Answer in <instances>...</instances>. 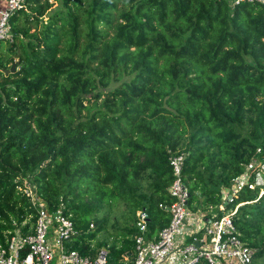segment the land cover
<instances>
[{"label":"trees","instance_id":"obj_1","mask_svg":"<svg viewBox=\"0 0 264 264\" xmlns=\"http://www.w3.org/2000/svg\"><path fill=\"white\" fill-rule=\"evenodd\" d=\"M11 24L0 53L1 244L37 219L27 181L71 215L72 248L105 247V264H126L139 210L150 236L170 223V158L184 154L190 209L211 218L240 205L250 264H264V185L224 195L264 163V2L26 0Z\"/></svg>","mask_w":264,"mask_h":264},{"label":"built area","instance_id":"obj_2","mask_svg":"<svg viewBox=\"0 0 264 264\" xmlns=\"http://www.w3.org/2000/svg\"><path fill=\"white\" fill-rule=\"evenodd\" d=\"M243 1L255 0H234L235 3ZM25 4L26 0H0V41H13L11 18ZM184 162V154H175L170 158L174 178L168 190L173 202L161 205L171 214L170 223L158 234L150 236L148 212L139 210L135 249L127 255L126 264H165L178 250L182 256L179 264H199L203 260L209 264H250L255 249L243 240L236 229L234 216L239 206L223 215L213 213L211 218H207L204 212L192 211L189 207L191 194L183 180ZM253 167L257 168L253 179L245 173L234 180L237 185L227 202L245 187L254 189L264 185V163L259 162ZM23 190L32 199L38 216L27 232L16 229L7 236L5 244L0 243V264H52L56 253L60 264L107 262L105 247L85 254L71 247L74 237L81 233L71 215H65L62 209L50 210L26 181ZM94 226L91 225L92 228ZM185 228L189 240L181 244ZM91 249H94L93 245Z\"/></svg>","mask_w":264,"mask_h":264},{"label":"rangeland","instance_id":"obj_3","mask_svg":"<svg viewBox=\"0 0 264 264\" xmlns=\"http://www.w3.org/2000/svg\"><path fill=\"white\" fill-rule=\"evenodd\" d=\"M230 2H232V4H236L235 2H234V0H229ZM56 6H58V4H57V2H55V4H54V7H56ZM2 42V49L0 50V53H2V51H4L5 49H7L8 48V46H9V44H8V42L7 41H1ZM28 183L29 182H27L26 181V184L28 185ZM236 183L235 184H232L230 187H228L227 189H225V191H224V195L227 197V198H229V196L232 194V193H234V190H235V187H236ZM231 193V194H230ZM42 199V198H41ZM228 200V199H227ZM45 202V201H44ZM46 203V202H45ZM46 205H48L47 203H46ZM240 206V205H239ZM123 208V206H121V208H120V210ZM112 218L114 219V218H118L119 220L121 219V214L119 213V212H115V213H112ZM92 220H94L95 219V217L93 216L92 218H91ZM93 228H95V226L93 227ZM105 238H108L109 240H108V242H109V245H111L112 244V242H113V238L111 237H107L106 236V232H105V230H103V231H100L99 233H98V235H97V239H99V240H103V239H105ZM96 239V240H97ZM91 244L96 248V246H95V240L93 241V242H91ZM108 247V246H107ZM85 254V253H84ZM56 255H57V257H55V259L53 260V262H52V264H60L59 263V258H58V253H56Z\"/></svg>","mask_w":264,"mask_h":264},{"label":"crops","instance_id":"obj_4","mask_svg":"<svg viewBox=\"0 0 264 264\" xmlns=\"http://www.w3.org/2000/svg\"><path fill=\"white\" fill-rule=\"evenodd\" d=\"M186 229L187 228H185V231L182 237L183 242L181 244H184L189 240L188 232L186 231ZM181 258H182L181 252L178 250L169 257L168 261L165 264H179Z\"/></svg>","mask_w":264,"mask_h":264},{"label":"water","instance_id":"obj_5","mask_svg":"<svg viewBox=\"0 0 264 264\" xmlns=\"http://www.w3.org/2000/svg\"><path fill=\"white\" fill-rule=\"evenodd\" d=\"M15 69H16V65L14 64L10 70H6V73H9L10 71H15ZM234 183H235V181H232V184H234Z\"/></svg>","mask_w":264,"mask_h":264}]
</instances>
